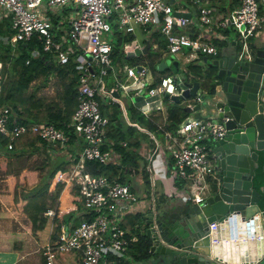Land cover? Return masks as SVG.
<instances>
[{"label": "built area", "instance_id": "1", "mask_svg": "<svg viewBox=\"0 0 264 264\" xmlns=\"http://www.w3.org/2000/svg\"><path fill=\"white\" fill-rule=\"evenodd\" d=\"M176 1L0 0V20L7 16L12 20L13 34L4 37L5 41H28L37 36L41 48L31 51L33 57L39 56L41 51L50 52L59 64H64L68 62L70 53H73L77 71L78 104L71 116V125L81 134L85 146L76 163L67 170L56 171L49 190H55L58 184L70 189L77 186L83 209L78 210V219L63 222L55 237L41 247L45 264H69L70 259L72 264H112L114 260L110 255L125 253L128 245L137 240L130 228L123 225L126 212L139 201L130 183H123L116 176L109 178L105 174H92L85 170L84 162L93 159L104 164L118 165L121 160L119 154L101 146L110 128L109 117L101 111L98 97L105 98L104 103L110 113L112 105L119 103L114 98L117 89L102 87V76L111 70L113 52V40L107 35L118 32L134 34L136 26H139L143 32L148 33L150 43L152 32H159L167 41L164 53H181L187 62L201 54H217L215 43L198 33L191 24V12L175 7ZM192 3L198 11L199 22L206 25L205 30L209 31V35L214 34L213 37L217 36L216 29H226L235 24L244 36L243 46L247 47L245 39L258 34L262 28L261 0H241L233 13L223 17H218L216 8L209 0H192ZM53 7L71 10L69 20L64 19L66 24L58 14L51 11ZM191 30H195L194 35L189 33ZM142 46L137 39H133L124 43L123 53L136 51ZM153 46L156 47V44ZM93 62L100 66L99 75H96ZM137 66L141 68L138 70ZM1 71L0 62V79ZM123 71L132 82L131 86L125 87V91H134L139 97H149L138 107L146 115L154 108H149L152 102L149 99L157 97V94H180L176 73L163 76L157 86H150L152 75L147 64H125ZM192 99L193 105H196L201 96ZM11 114L10 106L0 100V133L8 136V149H12L14 140L28 131L34 132L47 144L59 141L62 147L68 145V134L53 123L27 125L15 120L11 122ZM223 132V127L210 118L199 119L190 115L175 134L167 131L166 137L158 142L153 138L154 151H159L160 146L163 152L171 155L173 175L182 178L191 192L197 189L192 196L196 202L203 201L202 193H206L211 182L216 179V163L210 144L214 138L221 137ZM120 143L123 146L127 144L126 141ZM150 160V177L156 181L153 158L150 157ZM149 195L154 204L155 192ZM44 215L53 218L56 209L49 207ZM210 228L212 242H218L216 232L220 228L231 240H235L237 230L249 231L248 237L252 240L261 241L264 237L259 220H242L241 217L238 219V215H228L222 221L210 224Z\"/></svg>", "mask_w": 264, "mask_h": 264}, {"label": "trees", "instance_id": "2", "mask_svg": "<svg viewBox=\"0 0 264 264\" xmlns=\"http://www.w3.org/2000/svg\"><path fill=\"white\" fill-rule=\"evenodd\" d=\"M240 1L231 0L228 5H221L211 0L218 12V17L233 13V10L238 7ZM191 5L194 6V11L197 16L198 11L192 3V0ZM11 22V17L8 16L0 20V62L2 63L0 100L8 104L12 110L11 122L15 120L18 123H25L27 125L32 123H53L63 129L69 136V148L67 149L69 151H66V156L63 155L59 141L47 145L45 140L39 138L32 131H28L20 138L14 140L12 149L6 147L9 140L8 136L0 133V146L5 150L2 156L5 159L10 158L6 167L8 173L18 176L20 171L25 169L32 171L35 177L38 178L36 185L28 190L19 182L21 180L17 179L13 186L14 200L18 201L19 198L25 200L23 203V211L31 219L33 231L42 229L46 224L48 218L43 213L47 208L53 207L56 209V215L53 218L54 226L51 233V238H54L62 222L66 223L73 218L75 220L78 219L79 216L78 214L76 215V211L83 209L77 186L71 188L74 196L73 200L76 204V208L73 211L70 210L71 208L65 211L57 210L59 197L63 193V184H58L53 191L49 190L56 171L67 170L71 165L76 163L81 158L85 146V141L81 137V134L71 125V116L78 104L77 71L75 69L73 53H70L68 62L64 64H59L50 52L41 51L39 56L33 57L31 51L34 48H41L37 36H34L32 40L28 41H16L14 43L9 40L5 41L4 37H10L13 34ZM219 30L226 35V38L213 39V42L219 50L215 57H220L223 49L232 45L231 43L233 42V40L228 38V28L216 29V31ZM189 33L194 35L195 30H191ZM133 39L134 35L132 34L124 35L118 32L115 34V39L113 40V50L119 52L120 49H116L118 45H124L125 42H130ZM154 43L156 44V48L147 51L138 58L140 61L147 62L150 72L154 76L151 86H157L163 76L176 73L171 68L158 67L162 61L161 55L166 50L167 41L157 31L152 32L151 35L152 46ZM153 50H158V52ZM122 57L125 63L127 61H131L132 64L138 62L133 57H126L125 55ZM201 57L202 55L199 58ZM206 57L210 58L211 56L208 55ZM215 70L214 66L207 67L204 70L200 65L194 63V60H191L188 62L186 72L183 75L186 76L187 81H193L195 79L199 80L202 77L205 78L204 75L206 78H210L215 74ZM53 76L57 77L54 83L57 85L54 93L51 95L38 93L35 88L36 84H43L41 86H44L49 81V78ZM98 98L100 100L101 111L109 117L110 128L105 143L101 146L104 149L110 148L114 153L119 154L121 160L118 165H115L111 163L104 164L98 160L86 159L84 162L85 170L92 174H105L109 178L116 176L123 183L131 181V175L135 173L137 175L141 174L144 185L147 187L145 192L152 194L155 190L156 183L155 180L152 181L150 170L148 169L151 160L148 158L145 159L140 153L141 144L144 140H148L150 131H154L155 133V136H151L150 139H156L157 137L164 139L167 131L174 134L179 129L182 121L187 118V112L184 111V103L170 101L165 98L166 117L161 114L152 119L149 116L146 117L139 111L137 106H133L128 111L130 121L127 124L121 120L120 114L122 108L119 103L112 105L113 109L110 113L104 103V99L102 97ZM121 141H126L127 144L123 146L120 143ZM154 153L156 154V151L152 152V158ZM0 159L2 158L0 157ZM167 164L171 170L173 168V160L170 161L169 159ZM176 182L180 187L184 183L179 178ZM253 184L259 191L261 195L260 203L264 206V176L260 168H258L257 175L253 178ZM130 187L135 191V188L131 184ZM193 192L196 193L197 189H194ZM156 208L157 204L152 208L150 205L149 210L155 211ZM137 218L138 227L144 223L146 217L140 211ZM147 226L145 223V228ZM137 227L132 229L137 240L128 245L125 253L110 255L109 257L114 260L112 264H130L129 258L133 260H145L154 255L150 251L151 239L147 236L146 229L144 233H141Z\"/></svg>", "mask_w": 264, "mask_h": 264}, {"label": "water", "instance_id": "3", "mask_svg": "<svg viewBox=\"0 0 264 264\" xmlns=\"http://www.w3.org/2000/svg\"><path fill=\"white\" fill-rule=\"evenodd\" d=\"M233 43V50L224 56L203 57L208 67L216 69L212 77L204 78L209 86L205 92L199 80H186L178 60L170 64L177 73L180 94L166 96L176 102L187 101L184 111L195 118H210L224 132L210 145L216 179L204 200L184 210L147 214L150 251L160 264H264V237L261 241L252 240L246 230L229 244L235 246L230 249L223 241H211L210 224L231 214L242 220H259L264 230V206L253 185L258 168L264 176V45L239 48L236 40ZM148 46L147 43L142 50L128 51L127 57L146 53ZM162 64L165 63L158 67L163 68ZM197 95L203 98L192 105L190 99ZM237 247L239 253L233 251Z\"/></svg>", "mask_w": 264, "mask_h": 264}, {"label": "crops", "instance_id": "4", "mask_svg": "<svg viewBox=\"0 0 264 264\" xmlns=\"http://www.w3.org/2000/svg\"><path fill=\"white\" fill-rule=\"evenodd\" d=\"M260 5H261V8H260L261 14L264 17V0H261ZM195 29L198 30V33L203 34L205 38H208L209 31H202L200 27L195 28ZM235 39L236 38L233 39V42ZM233 42L231 43L232 45L227 46L223 49L221 56H224L233 50L234 45H235ZM147 43L149 44L147 51L156 48L152 46V44L147 39L145 42H142L143 46L140 50H142L145 44ZM249 43H250V46L264 45V25L262 26L258 34L250 37ZM139 54L140 55L136 53L134 56H132L133 59L138 60V58L144 53L142 51ZM165 54L166 53L163 52V54L161 55L162 56L161 63L163 62V56ZM176 54L183 55L181 53H176ZM176 54H172V55L176 56ZM208 55L211 56L213 59L215 58V55L217 54L214 55L212 53H209V54H204L202 56L204 57ZM183 56L185 57V55ZM122 58L123 57L121 56V59ZM207 58L209 59V57ZM196 59H200V58L199 57L193 58L192 60L195 61ZM137 63L147 64V62L140 61V60H138ZM185 63L188 65L186 57H185ZM178 65L181 69V73L185 74L184 72H186V68L181 67L179 61H178ZM162 67L166 69L171 68L170 65L168 66L166 63L162 64ZM151 75H152V78L149 82L150 85L154 80V76L152 73ZM202 78H200L199 81L201 82V87L203 91L205 92L208 90L209 86H208V83L206 82V79L204 78L202 79ZM165 98L169 99L170 101L176 102L170 96H166V94H164V95L149 99L152 101L151 104L149 105V108L151 109L154 107L151 113H148V115H146L140 109L139 111H141L146 117L149 116V118L151 119L161 114L164 117H166V106H165V100H164ZM186 102L187 101H181V103H184V105H186L185 104ZM120 107L122 108V106ZM138 107L139 105H137V109ZM145 110L147 109L145 108ZM146 112H149V111H146ZM120 115H121V120L123 122L126 123L127 121L128 123L130 121L128 112L127 111L125 112L123 108L121 110ZM188 115H192V114L187 113V116ZM184 120L182 121L181 125L183 124ZM150 133L151 135H155L154 131H150ZM151 135H149L148 140L146 139L142 142L141 147H140V153L145 157V159L147 158L150 159L152 152H154L153 148L155 144H154L153 139H150ZM162 139L163 138H158V137L156 138L157 142ZM68 148H69V144L66 147H62L61 153L65 155L66 151L67 152L69 151L67 150ZM4 152H5L4 148L0 146V157L3 159V160L0 159V264H45L43 254L41 252V247L51 238V233H52V229L54 226L53 218L47 217L48 218L47 222L42 229H38L36 231L32 230L31 219L23 211V203L25 200L22 198H19L18 201L14 200L13 186L16 180L20 179L21 181L19 182H21L24 186H26L27 188L26 190H28L36 185V183L38 182V178L35 177V174L32 171L25 170V169L21 170L18 176H15V174L8 173L6 170V167H7V163L10 161V158L5 159L2 156ZM169 159L170 161L173 160L171 159V155L169 154V152H166V151L163 152L161 147L159 146V151H156V154L154 153L153 161H152V165L154 166L156 178L158 177L157 186H158L159 191H157V199H159V201L157 203L156 212L159 211L158 209H160L161 212L160 213L157 212V215H161V214L163 215L164 213H166V211L171 212V211H176V210H184L194 205L195 203H197L196 201L193 200V198L192 199L190 198V194H187V191L184 187V183L181 185V187L177 184L176 181L179 177H175L172 173L173 171L168 168L167 161ZM130 178H131L130 179L131 181H129V183L135 188V191L139 194V192L143 190L141 189L143 184L140 183V178L142 179L141 174L137 175L135 173L134 175H131ZM159 184H160L161 189H159ZM168 189H171V194L168 193L169 191ZM73 199H74V196H73V193L71 192V189L69 187H64L63 193L59 197V205H58L57 210L65 211L71 208L70 210L73 211V209H75L74 208L75 201ZM148 205H149L148 202H144L143 200L137 201L132 207L128 209V211L124 215L123 224L127 226L128 228H130V230L133 232L132 229L137 227V222H138L137 215L140 211L143 212L144 216L146 217L144 220V224H145V221L147 220V214L152 212V211H149ZM77 214H78V210L76 211V215ZM45 226H48V232H47V235L43 236L42 233L46 229ZM226 245L232 248L235 247V246H230L229 242H226ZM233 251L236 253L240 252V251L237 252L236 248ZM156 258L157 256L154 254L151 256V258L145 259L147 262H145L144 264H157ZM69 264H72L71 259L69 260Z\"/></svg>", "mask_w": 264, "mask_h": 264}, {"label": "rangeland", "instance_id": "5", "mask_svg": "<svg viewBox=\"0 0 264 264\" xmlns=\"http://www.w3.org/2000/svg\"><path fill=\"white\" fill-rule=\"evenodd\" d=\"M215 3H220L221 5H228L230 3L231 0H212ZM209 2L211 4H213L211 2V0H209ZM203 4H205V1H203ZM175 7H179L181 10L185 9L187 11H191L192 12V26L196 27V28H201L202 31H207L205 30L206 25H203L199 22L198 20V16H196L195 11H194V6L191 5V0H177L175 2ZM51 11L54 12L55 14H58L60 16V19L63 21L64 24H66L65 20H69V13L71 12V10L69 8L65 9V7H53L51 8ZM228 38H230L231 40H233L234 38H236L235 40H237V46L240 48L241 47V40L243 39V34H241L237 29L235 24H232L228 27ZM147 32H143L141 27L136 26V30L135 33L132 34L134 35V39H137L138 42L142 43L145 42L147 39H150L147 35ZM214 35V34H213ZM212 33H210V35L208 36V39L211 40L213 42V39H224L226 38V35L223 34L220 30L216 31V37H213ZM107 37L111 40L115 39V34H111V35H107ZM245 44L246 46H250L249 43V39L245 40ZM254 46V45H253ZM252 46V47H253ZM120 49L119 52H117L116 50H113L112 53V62H111V70L109 71L108 74H105L102 76V87L105 89H108L109 87H114L115 89L118 90V95H114V98L116 99V101H118L120 103V105L122 106L123 110L126 112L130 111V109L134 106L136 107L137 105H142L145 103V99L149 98L147 97H139L136 96L134 94V91H125V87L126 86H131L132 82H131V78H129L126 73L123 71L124 69V63L123 60L121 59V56L125 55L127 57V51L123 53V45H118L116 47V49ZM158 52V50H153ZM204 55V54H201ZM178 56V57H176ZM172 55L166 52V54L163 56V62L166 63L168 66L175 60H178L181 67H186V63H185V57L183 55ZM203 57V56H202ZM202 57L200 59H196L194 61V63H198L200 64V66L202 67V69H206L208 66L206 64V62L203 61ZM209 59H212L211 57ZM127 64H132L131 61H127ZM93 65L96 69V75H99V69L100 66L93 62ZM57 77L53 76L49 78V81L47 82L46 85L41 86L43 84H36L35 88L37 89L38 93H43L46 95H51L52 93H54L55 88L57 87V85H55V81H56ZM121 86H124L123 89H121ZM162 94L159 93L157 94V96H161ZM137 97H139V99H137ZM105 100V98H104ZM127 123V121H126ZM128 124V123H127ZM126 126V125H125ZM157 182V180H156ZM140 183L143 184L142 188L143 190H141V192H139V194L137 195L140 200L139 201H144V202H148V204H151L152 199L150 198V195L148 193L145 192V190L147 189L146 185H144V182L142 181V179L140 178ZM25 189L26 186H24ZM159 189H161L160 184H159ZM139 191V190H138ZM155 201L156 204L158 203L159 199H157V191L158 190V186L156 183L155 186ZM153 203V202H152ZM159 211L157 212H161L160 209H158ZM45 230L42 233L43 236L47 235L48 232V226H45ZM137 229L141 232L144 233L145 232V224H141L137 227ZM130 261V264H144L145 262H147L146 260H133L131 258L128 259ZM157 260V264L159 263L158 258H156Z\"/></svg>", "mask_w": 264, "mask_h": 264}, {"label": "clouds", "instance_id": "6", "mask_svg": "<svg viewBox=\"0 0 264 264\" xmlns=\"http://www.w3.org/2000/svg\"><path fill=\"white\" fill-rule=\"evenodd\" d=\"M247 39H249V38H247ZM242 41V40H241ZM242 46H243V42H242V44H241ZM113 53V52H112ZM124 64H127V63H125V62H123ZM177 74V73H176ZM151 86V85H150ZM116 95H118V93L116 94ZM191 100V103H192V105L194 104V101H193V99H190ZM139 109V108H138ZM193 115V114H192ZM190 115H188L187 116V118L189 117ZM186 118V119H187ZM185 119V120H186ZM47 145H49V144H47ZM211 145V144H210ZM7 147V146H6ZM211 147V146H210ZM182 179V178H181ZM156 180H157V178H156ZM183 180V179H182ZM184 181V180H183ZM155 183H157L156 181H155ZM211 184H212V182H211ZM211 184H210V186H211ZM184 187H185V189H186V191H187V194H190V198L192 199V196L195 194L194 192H191L188 188H187V186H186V182L184 181ZM169 191H168V193H170L171 194V189H168ZM136 192V191H135ZM154 192H156L155 190H154ZM207 193V192H206ZM206 193H203V196H204V198H205V196H206ZM136 194L138 195V193L136 192ZM139 198V197H138ZM204 198H203V200H204ZM139 200H140V198H139ZM202 202V201H201ZM197 203H199V202H197ZM150 205H151V208L153 207V206H156V202L153 204L152 202H151V204H149L148 205V208L150 207ZM149 211H151V210H149ZM152 213L154 214V215H157V212H156V210L155 211H152ZM44 214V213H43ZM45 216V215H44ZM47 217V216H46ZM54 218V217H53ZM239 222L240 221H238L237 222V224L239 225ZM148 227V226H147ZM147 227H146V229H147ZM261 227H262V224H261ZM238 229V228H237ZM262 230H263V228H262ZM264 231V230H263ZM240 232V233H239ZM242 233V231H240V230H237V235L235 236L236 238H235V240H231V239H229L228 238V234H226V233H223V231L220 233V232H216V234H217V238L219 239L218 240V242H214V243H217V244H219L221 241H223V243H226V242H229V244H231V243H233V241H236L237 239H239L240 237H241V235L239 236L238 234H241ZM220 235H222V237L220 238ZM212 241V240H211ZM221 246V245H220ZM232 246H234V245H232ZM231 247H229V249H230ZM237 249V252L238 251H240V250H238L239 248L237 247L236 248Z\"/></svg>", "mask_w": 264, "mask_h": 264}]
</instances>
